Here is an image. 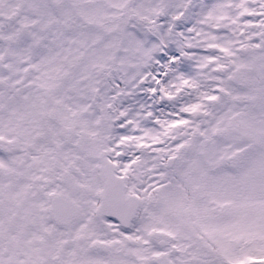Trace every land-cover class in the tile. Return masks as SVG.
<instances>
[{"label":"snow or ice","instance_id":"snow-or-ice-1","mask_svg":"<svg viewBox=\"0 0 264 264\" xmlns=\"http://www.w3.org/2000/svg\"><path fill=\"white\" fill-rule=\"evenodd\" d=\"M0 264H264V0H0Z\"/></svg>","mask_w":264,"mask_h":264}]
</instances>
